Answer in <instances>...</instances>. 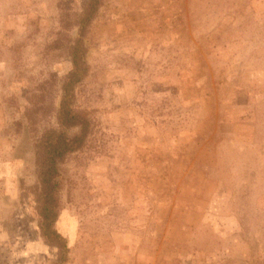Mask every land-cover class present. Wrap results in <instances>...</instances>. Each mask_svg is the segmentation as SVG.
<instances>
[{
    "label": "rangeland",
    "instance_id": "obj_1",
    "mask_svg": "<svg viewBox=\"0 0 264 264\" xmlns=\"http://www.w3.org/2000/svg\"><path fill=\"white\" fill-rule=\"evenodd\" d=\"M88 1L0 0V264H264V0H102L43 236L38 144Z\"/></svg>",
    "mask_w": 264,
    "mask_h": 264
},
{
    "label": "trees",
    "instance_id": "obj_2",
    "mask_svg": "<svg viewBox=\"0 0 264 264\" xmlns=\"http://www.w3.org/2000/svg\"><path fill=\"white\" fill-rule=\"evenodd\" d=\"M101 3L102 0H89L83 14L75 23L79 27V37L68 46L73 67L62 85V97L57 110L59 128L45 131L38 144L36 162L41 185V204L39 207L41 231L51 243L60 244L59 240L62 239L61 234L55 228L59 216L57 198L59 166L67 155L85 145L91 130L90 120L83 112L74 107L76 102L75 87L88 73L87 50L83 38ZM61 22L65 29L74 24L69 19L68 14L61 19ZM74 128H77L78 131L75 133L68 132Z\"/></svg>",
    "mask_w": 264,
    "mask_h": 264
}]
</instances>
